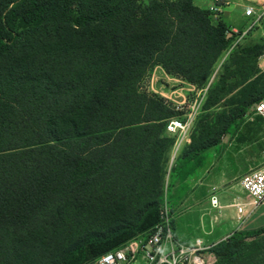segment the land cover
I'll use <instances>...</instances> for the list:
<instances>
[{"label":"trees","instance_id":"obj_1","mask_svg":"<svg viewBox=\"0 0 264 264\" xmlns=\"http://www.w3.org/2000/svg\"><path fill=\"white\" fill-rule=\"evenodd\" d=\"M229 33L194 0H0V264H82L159 223L155 200L136 206L179 114L142 84L160 66L202 88ZM263 52L230 54L242 99L213 138L193 136L176 172L264 99V73L253 79ZM102 216L119 224L110 235L70 244L57 231ZM250 237L264 241V226L213 246L214 264H243Z\"/></svg>","mask_w":264,"mask_h":264},{"label":"crops","instance_id":"obj_2","mask_svg":"<svg viewBox=\"0 0 264 264\" xmlns=\"http://www.w3.org/2000/svg\"><path fill=\"white\" fill-rule=\"evenodd\" d=\"M241 1L223 0L220 20L228 26L234 24L236 19L233 18L240 13ZM204 3L207 5L201 6L194 0L201 9L210 11L217 6L216 0H204ZM155 69L162 70V87L154 75L150 91L175 106L188 101V92L199 90L168 75L160 66ZM263 140L264 121L258 115L248 113L231 125L220 143L181 165L174 174L166 200L177 210L174 234L180 244L191 246L200 238L212 248L237 231L264 226V202L254 208L240 186L242 176L259 166ZM213 197L218 200L217 206H212ZM238 205L244 206L243 219H239Z\"/></svg>","mask_w":264,"mask_h":264},{"label":"rangeland","instance_id":"obj_3","mask_svg":"<svg viewBox=\"0 0 264 264\" xmlns=\"http://www.w3.org/2000/svg\"><path fill=\"white\" fill-rule=\"evenodd\" d=\"M219 1L222 3L221 0ZM196 2L201 6L207 5L204 3V0H196ZM252 3L251 0L241 1V5L238 6L240 13L237 12L233 18V20H236L234 24L229 25L230 30L233 28L241 31L247 28L249 20L245 18L244 12ZM210 20L219 22L220 18H218V20L210 18ZM256 45L264 47V21L256 26L248 36L241 41L238 48H248ZM230 54L228 55L227 52H225L221 56L205 86L198 88L199 90L188 92V101L182 104L183 109L178 110L174 104L169 102L170 107L179 114L177 117L184 116L187 112H190L191 109L189 106L196 103L193 108L195 110V119L183 140L180 136L166 135L174 141V144L167 155L162 156V170L160 173L151 175L146 181V186L140 190L141 196L138 197L139 204L136 206V210L142 209L143 206L151 200H155L158 210L161 205L166 203L169 188L176 169L182 162L183 154L191 144L193 136H200L202 132H205L206 135L200 137V142L213 138L215 136V131L220 128L219 126L223 122L224 117L232 112L233 108L239 105L242 99V93L247 86L246 83L240 85L243 82V77L240 75L239 69L231 66ZM254 67L255 71L258 73H255L253 79L259 77L260 73H264V62H261L258 58L257 61L254 62ZM154 75L156 79L159 80L158 83L160 85L162 84V70L155 69L154 67L144 80L142 89L150 94L157 95L149 89L150 82ZM224 76H227L229 79L222 81ZM215 101H218V104L213 105ZM117 226H119L117 222L106 221L102 216L96 222H85L79 218L70 221L67 220L58 226L57 231L62 234L61 236L63 239L71 244L83 239H94L99 236L103 237L110 235L112 230ZM149 231L150 230L141 231L133 239H141L146 236ZM195 237L194 234L193 239H195ZM248 244L249 249H247V253H250V256L243 264H264V241H262L261 238L250 237L248 239Z\"/></svg>","mask_w":264,"mask_h":264},{"label":"built area","instance_id":"obj_4","mask_svg":"<svg viewBox=\"0 0 264 264\" xmlns=\"http://www.w3.org/2000/svg\"><path fill=\"white\" fill-rule=\"evenodd\" d=\"M221 1L220 5L217 4L210 10L211 19L218 20L220 7L224 6L223 0ZM251 1L253 3L244 12L245 18L249 20L247 28L241 31L233 28L230 30L229 36L234 40L226 51L228 55L264 21V0ZM259 59L264 62V52ZM195 105L196 103L190 105L191 111L184 116L174 117L168 121L166 126L168 135L180 136L182 140L185 138L195 119L193 109ZM176 109H183V105L176 106ZM249 113L258 115L264 121V99L255 104ZM240 186L254 208L264 202V140L259 166L242 176ZM211 203L212 206H217L218 200L213 197ZM237 210L239 219H243L244 206L238 205ZM176 213L177 210L164 203L159 208V223L146 236L130 240L119 248L82 264H214V255L209 253L211 248L207 247L202 239H196L191 246H184L176 240L174 234Z\"/></svg>","mask_w":264,"mask_h":264}]
</instances>
